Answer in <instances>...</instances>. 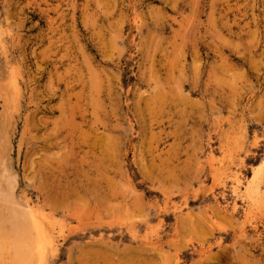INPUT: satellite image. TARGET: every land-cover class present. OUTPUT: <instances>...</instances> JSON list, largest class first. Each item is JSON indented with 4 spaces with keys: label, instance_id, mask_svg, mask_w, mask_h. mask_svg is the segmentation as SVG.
<instances>
[{
    "label": "rangeland",
    "instance_id": "374dc122",
    "mask_svg": "<svg viewBox=\"0 0 264 264\" xmlns=\"http://www.w3.org/2000/svg\"><path fill=\"white\" fill-rule=\"evenodd\" d=\"M28 210L42 264H264V0H0V226Z\"/></svg>",
    "mask_w": 264,
    "mask_h": 264
},
{
    "label": "bare ground",
    "instance_id": "6f19581e",
    "mask_svg": "<svg viewBox=\"0 0 264 264\" xmlns=\"http://www.w3.org/2000/svg\"><path fill=\"white\" fill-rule=\"evenodd\" d=\"M235 181H237V179H235ZM7 187L9 186L7 185ZM244 188H245L244 192L246 193L245 197H247L246 195L248 194L251 187L247 185ZM11 191L12 190H9L5 193V197L7 201H10L9 199L11 197L10 194ZM237 191L238 189L234 191V194L237 193ZM232 209H235V206ZM181 215L182 214H180V216ZM12 218H13V223L11 225L15 229L13 230L12 228L7 229L0 226V263L1 264H42V262H45L47 257V252L48 250H51L53 248L54 241L51 234H49V232L47 231V228L45 227L46 222L44 221L43 218H41L40 213L39 215H37L33 210H28L24 213L23 212H20L19 214L14 213ZM178 218L179 216H177V220ZM92 242L95 243L96 241H92ZM92 242L89 244H92ZM158 243H159V239L155 240V242H149L147 243V245H149L150 247H154ZM139 248L142 247L140 246ZM147 248L149 247H146V249L145 248L142 249L147 250Z\"/></svg>",
    "mask_w": 264,
    "mask_h": 264
}]
</instances>
